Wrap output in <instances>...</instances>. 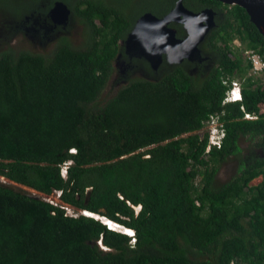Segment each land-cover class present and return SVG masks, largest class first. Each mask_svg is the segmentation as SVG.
Masks as SVG:
<instances>
[{
	"label": "trees",
	"instance_id": "16d2710c",
	"mask_svg": "<svg viewBox=\"0 0 264 264\" xmlns=\"http://www.w3.org/2000/svg\"><path fill=\"white\" fill-rule=\"evenodd\" d=\"M35 1L24 2L21 19L47 26L56 0ZM61 1L84 26L80 44L62 35L48 52L0 49V175L57 191L62 202L0 185V264H264V83L244 55L253 48L264 59V35L245 8L183 0L216 10L199 44L211 65L195 74L190 60L164 61L159 77H132L102 100L136 19L161 16L176 0ZM233 77L242 99L224 102ZM213 116L225 131L218 144L202 129ZM241 137L251 153H242ZM231 155L237 172L219 183Z\"/></svg>",
	"mask_w": 264,
	"mask_h": 264
},
{
	"label": "rangeland",
	"instance_id": "374dc122",
	"mask_svg": "<svg viewBox=\"0 0 264 264\" xmlns=\"http://www.w3.org/2000/svg\"><path fill=\"white\" fill-rule=\"evenodd\" d=\"M25 1L28 0H0V8L2 9L0 10V49L4 48L6 45L9 44L15 49L27 48L29 50L36 52H48L53 47L56 39H58V37L62 35H66L71 41V43L75 45L80 44L82 42L84 37V26L82 23L79 22L78 18L76 19L74 16L70 17L69 21H67L66 24H58V26L54 28V30H51L50 28H49L50 30L49 29L43 30L42 28H40L39 30H35L28 25L29 23L24 24L25 22H23L20 15L21 12L28 10L27 8L28 4L25 5V7H23ZM70 1L73 2V0ZM139 1H140V5L145 4V2H147V0H139ZM39 2L40 0H36L34 2V5L39 7L38 6ZM27 26H29L28 29L25 28ZM35 26L37 27V25ZM238 41L239 40H235L234 44L240 45ZM205 58L206 57H204V59L200 62L197 63L194 62L196 66L195 64L193 66L187 65L188 70L191 73H195V74L197 73L199 74V71L201 70H206L211 65V61ZM113 63H114V72L112 73L111 77L109 78L108 82L106 83L105 87L102 90L101 93L102 100L115 93L121 85L125 84L132 77L140 76V77H147L150 79H154L159 77L165 71V69L169 67V65L164 64V62L160 64V67L156 70V72H153V70L147 68L144 64H139L137 66L132 67L128 63L127 57L121 52H119L118 55L115 57ZM257 76H259L261 82L264 83V72L257 74ZM233 78H234L233 80H237L240 82V79L238 77H233ZM260 110L261 111L264 110V103L260 104ZM211 124L209 125L205 123L202 129L204 130H206L207 128L211 129L210 133L216 136V131L213 130L215 126L214 125L215 121L213 120ZM251 142L252 141L246 137L240 138V144L242 146L243 154L245 153L249 154L252 152ZM254 152H260L261 154V149L256 148L254 149ZM237 163H238V157L236 156L231 155L227 159H225L221 163V166L216 174L215 177L216 181L219 183L223 182L227 180L229 177H231L233 174H235L237 172L236 171ZM261 177H262L261 175H257L253 177L250 180V183L254 184L259 182L261 180ZM0 178L6 179L8 182L14 183L15 188L17 190L31 193L33 195H38L50 201L62 203L58 197L59 193H57V191H54L49 195H46L40 191H37L32 187L18 183L16 181H12L1 175ZM65 206H68L67 211L71 214L84 212L80 208L73 205L66 204ZM86 214L91 215L92 213L87 212ZM93 217L98 218L97 216H93ZM104 221L107 223V226L110 228L115 227L118 224L119 228H115L116 230L122 231L127 234L131 232L130 229L124 230L125 226L119 223L116 224V222L110 219L104 218ZM113 223L115 225H113Z\"/></svg>",
	"mask_w": 264,
	"mask_h": 264
},
{
	"label": "water",
	"instance_id": "95a60500",
	"mask_svg": "<svg viewBox=\"0 0 264 264\" xmlns=\"http://www.w3.org/2000/svg\"><path fill=\"white\" fill-rule=\"evenodd\" d=\"M220 1L228 4H239L244 7L249 19L264 35V0ZM69 11L63 1L56 0L49 9L48 15L54 22L66 23ZM215 15L216 10L211 6L193 10L187 7L183 0H176L170 10L161 16L145 11L136 19L125 38V51L143 56L153 68H156L162 62L163 56L170 63H179L184 59H203L205 56H202L199 44L210 28L214 26ZM155 20L160 21L159 28L151 27L150 23ZM173 21L182 24L185 30L183 36L176 35V29L171 25ZM148 29L153 32L150 33ZM159 41L160 44L158 45L157 42ZM0 185L17 190L14 183L3 178H0ZM85 202H87V198Z\"/></svg>",
	"mask_w": 264,
	"mask_h": 264
},
{
	"label": "bare ground",
	"instance_id": "6f19581e",
	"mask_svg": "<svg viewBox=\"0 0 264 264\" xmlns=\"http://www.w3.org/2000/svg\"><path fill=\"white\" fill-rule=\"evenodd\" d=\"M66 4V3H65ZM67 5V4H66ZM67 7H68V5H67ZM69 8V7H68ZM69 14H68V18H67V21H69V19H70V16H71V9L69 8ZM156 15V14H155ZM28 18V17H27ZM67 21H66V23H67ZM52 22H54V21H52ZM174 22V21H173ZM172 22V23H173ZM54 23H57V22H54ZM66 23H58V24H66ZM150 25H151V27L152 28H159L160 27V21H158V20H155L154 22H152V23H150ZM172 25V24H171ZM175 28V27H174ZM176 29V28H175ZM148 31L150 32V33H152L153 31H150V29H148ZM157 35H160V34H157ZM160 37V36H159ZM159 37H158V39H159ZM125 40V39H124ZM124 40H122L121 41V44H124L125 45V42H124ZM238 43L240 44V42L238 41ZM157 44L159 45L160 44V41L159 42H157ZM247 49H253V48H247ZM255 50V49H254ZM256 51V50H255ZM126 53H128V52H126ZM143 57V56H142ZM249 59V58H248ZM147 60V59H146ZM163 60H166L165 59V57L163 56ZM162 60V61H163ZM185 60V59H184ZM184 60H182L181 62H183ZM188 60V59H187ZM250 60V59H249ZM148 61V60H147ZM190 61H192V60H190ZM168 62V61H167ZM181 62H179V63H181ZM250 62H251V60H250ZM162 63V62H161ZM161 63H159V64H161ZM170 63V62H169ZM251 64H252V62H251ZM261 72H264V69L263 70H261L260 72H258V73H255V72H253L252 71V68H251V73H253V74H259V73H261ZM233 81H237V80H233ZM238 83H239V87H240V93H239V95H238V97L237 98H235V99H233V98H228V90H227V92H226V96H225V98H224V102H228V101H236V100H241L242 99V90H241V83L239 82V81H237ZM231 83H232V81L230 82V83H228V84H230V86H231ZM230 86H229V88H230ZM213 120L215 121V126H214V128H213V130H215L216 131V136L214 135V134H211V142L213 143V144H218V143H220L221 141H222V139H223V137H224V134H225V131H224V129H223V127H222V125L219 123V121H218V118H216L215 116H213L212 117V119H211V121L208 123L209 125L213 122ZM212 125V124H211ZM66 171V170H65ZM82 211H84L83 213L84 214H86L87 212L88 213H92L91 215H93V216H97L98 218H100L104 223H106L105 221H104V218H107V217H104V216H101L100 214H97V213H93V212H91V211H88V210H84V209H82ZM85 211H87V212H85ZM108 219V218H107ZM117 224V223H116ZM106 225H107V223H106ZM113 225H115L114 223H113ZM108 227V226H107ZM108 228H110V227H108ZM115 228H119V226H118V224L115 226V227H112L111 229H115ZM126 229H130V228H127L126 226L124 227V230H126ZM131 230V232H129L128 234L129 235H131V236H133L134 235V230L133 229H130Z\"/></svg>",
	"mask_w": 264,
	"mask_h": 264
},
{
	"label": "flooded vegetation",
	"instance_id": "af4514ba",
	"mask_svg": "<svg viewBox=\"0 0 264 264\" xmlns=\"http://www.w3.org/2000/svg\"><path fill=\"white\" fill-rule=\"evenodd\" d=\"M54 1V0H53ZM71 9V8H70ZM71 17V16H70ZM28 20V19H27ZM45 20H46V22H47V26H49V28L51 29V30H54V28H56L57 26H58V23H54V22H52V20H51V18H50V16L48 15V14H46V17H45ZM176 21H174V23H175ZM24 24H27V23H24ZM172 24V23H171ZM31 25L33 26V29H35V30H39L40 29V27H43V26H45V30H47V29H49L47 26H46V24H44L41 20H39V18L38 17H36V16H33L32 17V22H31ZM35 25H37V27L35 26ZM173 26V25H172ZM174 27V26H173ZM26 29H28L29 27H25ZM63 28H65V27H63ZM49 29V30H50ZM66 36V35H65ZM59 38V37H58ZM57 40V39H56ZM56 42V41H55ZM124 45V44H123ZM126 57H127V59H128V63L132 66V67H134V66H137V65H139V64H143L142 63V61H141V58H143L146 62H147V64H148V66H146L147 68H149V69H151V70H153V72H156V70L160 67V64L156 67V68H153L151 65H150V63H149V61H147L144 57H142V56H139V55H137V54H135V53H126V51H125V54H124ZM204 59V58H203ZM114 60H115V58L113 59V62H114ZM167 62V60H163L162 62ZM200 61H202V59H200V60H198V59H196V60H193V61H191V62H195V63H197V62H200ZM168 64H173V63H169V62H167ZM195 66H196V64H195ZM113 67H114V64H113ZM137 77H140V76H137ZM142 78H147V77H142ZM206 131L207 132H209V131H211V129H206Z\"/></svg>",
	"mask_w": 264,
	"mask_h": 264
},
{
	"label": "built area",
	"instance_id": "2783aa9c",
	"mask_svg": "<svg viewBox=\"0 0 264 264\" xmlns=\"http://www.w3.org/2000/svg\"><path fill=\"white\" fill-rule=\"evenodd\" d=\"M244 55L251 60L253 72L258 73L264 69V59L259 52L254 49H245ZM227 93L228 98H237L240 93L239 83L237 81H232Z\"/></svg>",
	"mask_w": 264,
	"mask_h": 264
}]
</instances>
